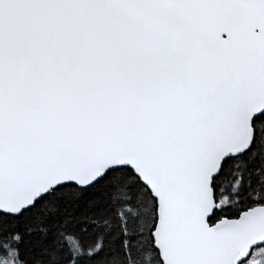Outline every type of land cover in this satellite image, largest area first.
I'll use <instances>...</instances> for the list:
<instances>
[{
    "label": "snow or ice",
    "instance_id": "6c2138e0",
    "mask_svg": "<svg viewBox=\"0 0 264 264\" xmlns=\"http://www.w3.org/2000/svg\"><path fill=\"white\" fill-rule=\"evenodd\" d=\"M0 264H264V0H0Z\"/></svg>",
    "mask_w": 264,
    "mask_h": 264
}]
</instances>
